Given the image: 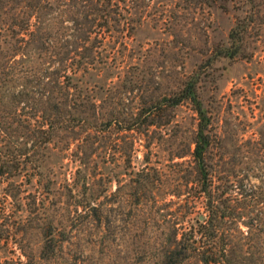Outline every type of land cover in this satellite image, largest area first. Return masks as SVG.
<instances>
[{
    "label": "rangeland",
    "instance_id": "1",
    "mask_svg": "<svg viewBox=\"0 0 264 264\" xmlns=\"http://www.w3.org/2000/svg\"><path fill=\"white\" fill-rule=\"evenodd\" d=\"M26 2L0 18V128L10 139L0 137V157L25 143L38 146L39 117L27 111L39 109L38 97L58 81L62 59L75 63L91 53L97 60L73 77L74 97L82 95L73 104L87 121L75 117L58 130L43 150L42 176L30 162L0 181V264H168L175 226H190L206 211L190 189L198 114L185 101L169 122L164 116L139 129L135 118L194 75L217 126L215 158H225L219 169L255 191L244 217L255 230L246 238L248 228L237 225L230 238L239 245L255 236L244 250L264 264V0H128L130 27L99 37L93 55V41L73 21L81 19L77 2L52 0L36 41L13 26L27 16ZM237 46L240 55H225ZM14 91L21 94L11 100ZM141 173L151 176H143V187Z\"/></svg>",
    "mask_w": 264,
    "mask_h": 264
},
{
    "label": "trees",
    "instance_id": "2",
    "mask_svg": "<svg viewBox=\"0 0 264 264\" xmlns=\"http://www.w3.org/2000/svg\"><path fill=\"white\" fill-rule=\"evenodd\" d=\"M25 1H27L25 5L28 8L27 16L23 17L20 22H14L13 26L19 27L17 33L29 35L32 37L31 39L36 41L35 36L39 30L47 27L43 20V10L47 5L53 3L51 2L52 0H0V18L4 22L5 14L9 9H12L15 3L19 4ZM70 1L77 2L76 4L81 7V10L78 8L77 11L81 19L76 20L77 18H73V21L76 22L77 29H85L86 39L89 38L91 42L93 41L91 47L88 48L89 53L93 51L92 55L98 49L95 46L99 37L103 38L106 32L111 31V28L125 31L132 23L131 17L127 16L130 8L128 0ZM116 24H118V27ZM120 26L122 27L120 28ZM230 35L235 38L234 30ZM2 44L0 39V45ZM19 47L20 44L16 49L18 50ZM242 49L243 47L237 46L233 52L227 51L225 55L233 58L240 55ZM16 52H20V50ZM90 54L87 57L85 56L87 59H79L75 63L70 62L68 58L62 59V66L55 70L58 81L56 80L51 90L45 91L38 97L39 109L34 110L38 114L31 110L27 111V114L31 113V116L39 117V126L32 135L37 137L38 146L35 148L36 144H34L32 149V147H27V143H25L26 145L22 146L23 148L16 146L11 152H5L0 157V181H5V179L8 181L11 177L20 174L22 169L30 162L36 163L38 173L42 176L43 172L48 169L47 159L43 150L53 141L58 130L65 126L68 129L69 124H72L76 119L75 117L80 121H87V117L84 114L85 110H75L73 100L75 97L80 98L82 95L77 93L74 97L72 87L76 86L73 83V77L79 71H82V75H84L89 70L94 69L97 59L96 56H89ZM16 55L13 57H16ZM22 55L25 54L22 52ZM15 61L19 62L15 58L13 61L14 65ZM79 78L81 79V77ZM199 81L198 75L184 80L172 94L164 95L158 100L156 99L152 104L143 108L135 118L136 121H139V129H142V127L146 129L153 125L161 124L162 120L160 119L164 116L166 118L164 123L169 122L173 116L174 108L185 101H190L198 114V125L192 150L194 173L197 182H195V186L194 184L192 186L188 185L190 189L194 190L191 194L192 199L197 198L199 200L202 198L206 211L205 213H199L196 221L191 223L190 226H184L183 228L175 226L165 262L168 264H183L191 259H196L199 264H263L261 261L262 257L255 256L248 249L244 250L246 245L253 244L255 236L252 238L251 243L247 240L245 244L240 242L239 245L238 243H233L232 238H230L229 231L237 225H244L248 228L245 235L246 238H249L251 231L255 230L254 221L244 219L245 213H248L251 201L255 197V191L253 190L248 194L243 178H234L236 176L232 171H224L223 173L219 169L220 163H224L225 158L223 156L215 158L214 150L218 145L217 126L212 111L205 105L204 99L199 92L201 88ZM4 91V83H1L0 95L5 94L6 92ZM19 94L21 93L15 91L10 94L11 100L17 99ZM25 99L27 100L28 97ZM88 100L89 96L86 94L82 97V105H85ZM16 115L17 113H14V117ZM8 133L9 131L5 128V124L2 125L0 137L10 141ZM7 145L11 149V146ZM21 149H24V151ZM30 151H32L31 154H29ZM24 155L27 156L23 157ZM145 175L149 179L151 177L149 173H141L138 181L142 184V187L147 181V178H143ZM192 181L194 182V180ZM49 183L48 181L44 187L49 189ZM236 193H241L242 197L239 198L235 195ZM11 195L15 197V195ZM235 201L238 203H235ZM187 202L189 205V200ZM79 205L85 206L84 204ZM189 206L194 212V206ZM201 215H203V218H200ZM256 230H258V227ZM51 232L52 230L50 234H52ZM257 233L259 232L257 231Z\"/></svg>",
    "mask_w": 264,
    "mask_h": 264
}]
</instances>
